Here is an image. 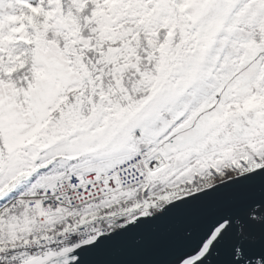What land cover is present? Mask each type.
<instances>
[{
	"label": "snow or ice",
	"instance_id": "obj_1",
	"mask_svg": "<svg viewBox=\"0 0 264 264\" xmlns=\"http://www.w3.org/2000/svg\"><path fill=\"white\" fill-rule=\"evenodd\" d=\"M0 264H264V0H0Z\"/></svg>",
	"mask_w": 264,
	"mask_h": 264
}]
</instances>
